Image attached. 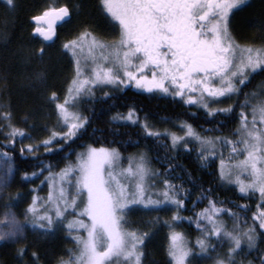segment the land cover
<instances>
[{"label":"trees","instance_id":"1","mask_svg":"<svg viewBox=\"0 0 264 264\" xmlns=\"http://www.w3.org/2000/svg\"><path fill=\"white\" fill-rule=\"evenodd\" d=\"M13 5L0 3V158L8 160L12 170L0 198V220L9 209L20 215L34 189L38 191L45 171L62 169L87 146L116 149L122 156L144 150L158 179L183 202L177 211L164 207L131 213L133 227L153 230L144 243L145 264H171L166 234L172 225L188 239L193 252L190 264L228 260L226 251L232 248V237L253 225L254 239L235 249L230 264H264V230L254 218L258 211L264 213V204L256 195L242 196L234 187L223 184L216 159L204 158L192 145L175 149L166 136L146 134L139 122L113 120L133 112L152 128L183 121L200 134L229 136L233 142L239 110L249 107L250 96L264 84V69L252 74L231 111L213 115L169 95L130 86L105 89V93L83 103L85 122L72 140L44 144L55 119L50 97L64 92L72 72L61 43L87 28L111 38L118 31L106 18L100 0H14ZM57 6L65 8L68 17L57 26L55 40L48 43L35 32V21ZM228 26L238 43L264 46V0H249L236 9ZM211 208L228 221L216 237L212 235V223L198 220L201 211ZM174 215L182 221L174 223ZM204 249L205 254L199 255ZM75 250V243L62 229L26 228L17 240L0 241V264H62Z\"/></svg>","mask_w":264,"mask_h":264},{"label":"rangeland","instance_id":"2","mask_svg":"<svg viewBox=\"0 0 264 264\" xmlns=\"http://www.w3.org/2000/svg\"><path fill=\"white\" fill-rule=\"evenodd\" d=\"M100 1L102 11L118 34L111 38L87 28L61 43L72 63V72L64 92L50 97L55 119L49 135L42 141L44 144L72 140L85 122L83 103L105 93V89L130 86L142 92L169 95L213 115L232 110L238 80L247 81L253 72L264 69V46L238 43L228 26L227 16L234 2L233 11L249 0H231L222 8L223 15L227 12L226 20L214 27L212 43H206V47L210 56L218 49H228L226 70L224 74L214 75L213 65L210 71H204L207 77L198 72L195 89L191 87L194 83L172 80L174 69L167 67L168 73L160 68L156 56L167 55L168 47L164 50L163 45L137 43L141 0ZM0 3L14 7V0H0ZM55 10L66 11L57 6L40 17ZM35 23L36 33L45 30L38 20ZM156 75L163 76L174 89L165 87ZM248 102V108L239 110L233 142L229 136L200 134L183 121L152 128L147 121H139L133 112L115 116L113 120L139 122L146 134L166 136L175 149L192 145L204 158L216 159L223 184L234 187L242 196L254 194L264 204V84L253 92ZM11 178L9 161L0 158V198ZM37 188L20 215L12 209L4 213L0 220V241H15L26 228L62 229L76 246L72 257L62 264H145L144 243L152 237L153 230L133 227L131 213L164 207L177 211L183 204L170 186L158 179L144 150L122 156L116 149L87 146L62 169L45 171ZM173 218L174 223L182 221L177 215ZM254 218L264 230V213L258 211ZM198 220L212 223L214 237L228 222L215 208L201 211ZM166 236L171 264H190L193 252L184 234L172 225ZM254 236L252 225L232 237V248L226 251L229 259L215 264H230L235 249ZM204 254L205 249L199 255Z\"/></svg>","mask_w":264,"mask_h":264},{"label":"flooded vegetation","instance_id":"3","mask_svg":"<svg viewBox=\"0 0 264 264\" xmlns=\"http://www.w3.org/2000/svg\"><path fill=\"white\" fill-rule=\"evenodd\" d=\"M229 2L231 0H141L136 41L143 45H163L164 50L168 47L167 55L161 53L156 56L160 60V68L174 69L172 80L194 83L191 87L195 89L198 72L207 77L204 71H210L213 65L216 70L214 75L224 74L226 70L228 49H218L216 54L210 56L206 43H212L214 27L225 22L227 12L223 15L222 8ZM235 5L234 2L233 8ZM233 8L227 20L234 12ZM167 72L170 73L168 69ZM156 78H161L168 89H174L163 76L156 75ZM249 80L237 81L234 100Z\"/></svg>","mask_w":264,"mask_h":264},{"label":"water","instance_id":"4","mask_svg":"<svg viewBox=\"0 0 264 264\" xmlns=\"http://www.w3.org/2000/svg\"><path fill=\"white\" fill-rule=\"evenodd\" d=\"M68 17L67 11L55 10L46 13L38 19V22L43 24L45 30L38 32L44 40L52 38L57 26L63 23Z\"/></svg>","mask_w":264,"mask_h":264}]
</instances>
